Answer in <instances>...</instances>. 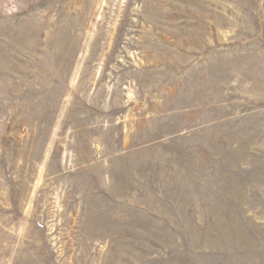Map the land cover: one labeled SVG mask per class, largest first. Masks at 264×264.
I'll use <instances>...</instances> for the list:
<instances>
[{"label": "rangeland", "instance_id": "rangeland-1", "mask_svg": "<svg viewBox=\"0 0 264 264\" xmlns=\"http://www.w3.org/2000/svg\"><path fill=\"white\" fill-rule=\"evenodd\" d=\"M0 264H264V0H0Z\"/></svg>", "mask_w": 264, "mask_h": 264}]
</instances>
